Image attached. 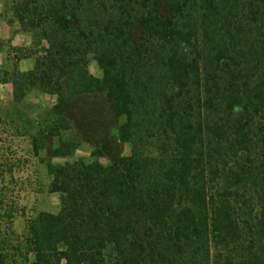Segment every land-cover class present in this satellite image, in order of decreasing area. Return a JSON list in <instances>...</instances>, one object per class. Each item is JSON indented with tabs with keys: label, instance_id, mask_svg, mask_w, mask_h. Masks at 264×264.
Instances as JSON below:
<instances>
[{
	"label": "trees",
	"instance_id": "obj_1",
	"mask_svg": "<svg viewBox=\"0 0 264 264\" xmlns=\"http://www.w3.org/2000/svg\"><path fill=\"white\" fill-rule=\"evenodd\" d=\"M11 13L35 47L13 100L55 96L34 152L51 137V156H70L79 141L63 133L88 101L104 114L89 161L45 163L60 209L11 237L0 223V264H264V0H11Z\"/></svg>",
	"mask_w": 264,
	"mask_h": 264
},
{
	"label": "rangeland",
	"instance_id": "obj_2",
	"mask_svg": "<svg viewBox=\"0 0 264 264\" xmlns=\"http://www.w3.org/2000/svg\"><path fill=\"white\" fill-rule=\"evenodd\" d=\"M32 42L31 33L22 30L13 19L11 0H0V223L10 237L9 228L19 234L25 223L39 212H57L60 209L61 195L48 191L51 177L45 163L89 161L94 138L101 136L103 131L99 126L104 111L98 107L103 102L92 98L88 103L94 104V111L81 114L77 127L63 133L65 139L79 141V146L70 156L52 157L57 140L51 137L46 139L44 149L38 154L34 152L31 137L46 125L49 119L47 112L55 102V96L32 90L22 101L15 102L12 83L8 80L11 72L26 71L28 62L34 61L33 56L24 57L35 48ZM89 70L97 77L102 74L94 60H90ZM80 118L84 119L83 123L79 122ZM123 152L128 155L130 145L126 144ZM100 161L109 164L105 157Z\"/></svg>",
	"mask_w": 264,
	"mask_h": 264
},
{
	"label": "crops",
	"instance_id": "obj_3",
	"mask_svg": "<svg viewBox=\"0 0 264 264\" xmlns=\"http://www.w3.org/2000/svg\"><path fill=\"white\" fill-rule=\"evenodd\" d=\"M34 61L28 62V65L26 66V70H29L32 68ZM52 96V95H51Z\"/></svg>",
	"mask_w": 264,
	"mask_h": 264
}]
</instances>
